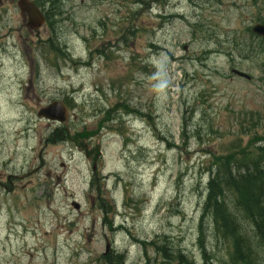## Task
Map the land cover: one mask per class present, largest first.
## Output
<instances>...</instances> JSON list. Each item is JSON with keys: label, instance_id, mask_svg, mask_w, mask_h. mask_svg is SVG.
<instances>
[{"label": "rangeland", "instance_id": "1", "mask_svg": "<svg viewBox=\"0 0 264 264\" xmlns=\"http://www.w3.org/2000/svg\"><path fill=\"white\" fill-rule=\"evenodd\" d=\"M60 10L56 34L48 25L36 38L18 23L21 59L26 49L36 68L31 84L9 78L10 58L4 60L0 264H104L112 253L123 254L124 264H144L139 243L163 236L203 264L196 236L211 155L235 139L248 145L255 134L264 136V55L222 53L233 48L234 33L242 41L245 29L264 19V0H147L143 7L65 0ZM134 26L122 41L120 32ZM50 36L71 59L57 68L40 49ZM118 84L120 100L111 90ZM65 98L74 108L64 123L36 116ZM124 99L142 116L124 114L113 130H98L100 111ZM85 131L97 136L79 137ZM99 196L112 206L107 216ZM205 220L208 263L220 264L214 257L224 259L225 246L210 242Z\"/></svg>", "mask_w": 264, "mask_h": 264}, {"label": "trees", "instance_id": "2", "mask_svg": "<svg viewBox=\"0 0 264 264\" xmlns=\"http://www.w3.org/2000/svg\"><path fill=\"white\" fill-rule=\"evenodd\" d=\"M64 1L35 0L37 7L45 12V19L51 32L56 30L55 26L58 22L56 18L61 14L60 5ZM151 1L152 4L162 3V0ZM132 4L136 7H143L147 4V0H132ZM172 17L181 16L175 14ZM257 22L264 24V19L257 17ZM136 31V26L129 27L124 32H120V38L124 41L131 35L133 37ZM245 31L247 38L242 41H239L238 38L240 34L232 35L233 48L223 51L224 55L232 58L236 54L244 59L254 57L256 54L264 55V40L254 36L250 32V27H247ZM52 38L50 36L49 40L43 41L44 48H40L42 50L40 52L50 54L52 58L50 64L57 68L61 59L70 58L66 46L53 42ZM150 47L157 50L152 44ZM96 51L99 57L109 59V54L102 53L98 49ZM212 53V50L205 52L206 55ZM131 60L134 61V57ZM261 67L264 70V63ZM141 69L146 70L147 67L142 66ZM111 86V90H118V99L120 100L122 85L118 84L117 89L114 85ZM98 92L102 94L101 90ZM125 101L127 100H116L107 110L100 111L104 116L97 126L98 130L101 127L112 129L111 122L120 120L122 114H129L134 118L142 116L139 111L129 106L130 104ZM68 107L74 108L71 103H68ZM96 134V132L85 131L79 137ZM64 138L68 139L67 134L64 135ZM211 158L208 178L200 202L196 236V244L203 264H209L208 261L212 258L205 247V239L209 238L205 236L203 229L205 219H208L212 232L210 242L221 243L226 249L225 258L219 260L214 257L216 262L220 264H264V136L255 134L248 145H243L240 140L235 139L225 150L212 154ZM98 200H101L98 207L105 216L113 211L112 206L105 203L100 196ZM103 220L110 224L106 218ZM140 245L145 258L144 264H196L180 247H174L165 236L148 243L142 242ZM147 246L154 251V258L147 257ZM124 259L123 254H111L104 264H124Z\"/></svg>", "mask_w": 264, "mask_h": 264}, {"label": "flooded vegetation", "instance_id": "3", "mask_svg": "<svg viewBox=\"0 0 264 264\" xmlns=\"http://www.w3.org/2000/svg\"><path fill=\"white\" fill-rule=\"evenodd\" d=\"M19 1L20 0H0V81L5 77L4 60L5 58H10L8 66L12 68V72H10L12 76L9 78H20L24 76L28 79V83L31 84L35 71L34 64L28 59H25L27 57L25 52L26 49L22 50L23 55L21 59V47L19 42L21 35L20 25H18V23L19 21H21V23L23 22L25 30L27 32L29 31L28 34L33 32L35 33V37L37 31L28 25L26 14L20 12V8L18 7ZM95 162L96 161H93V166H96Z\"/></svg>", "mask_w": 264, "mask_h": 264}, {"label": "water", "instance_id": "4", "mask_svg": "<svg viewBox=\"0 0 264 264\" xmlns=\"http://www.w3.org/2000/svg\"><path fill=\"white\" fill-rule=\"evenodd\" d=\"M19 6L21 11H25L28 14L29 23H31L33 27L38 28L43 23V17L33 4L22 1ZM251 31L254 34L264 38V25H255ZM232 73L247 80L250 79L249 76L237 70H232ZM37 117H43L51 121L64 122L67 117L66 107L61 102H53L47 107L42 108L37 113ZM76 208L78 207L76 206Z\"/></svg>", "mask_w": 264, "mask_h": 264}]
</instances>
